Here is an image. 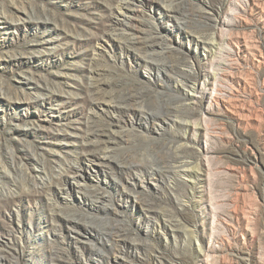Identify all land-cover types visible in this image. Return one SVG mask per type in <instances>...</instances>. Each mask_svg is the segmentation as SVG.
I'll list each match as a JSON object with an SVG mask.
<instances>
[{"label":"rangeland","instance_id":"rangeland-1","mask_svg":"<svg viewBox=\"0 0 264 264\" xmlns=\"http://www.w3.org/2000/svg\"><path fill=\"white\" fill-rule=\"evenodd\" d=\"M116 1L0 0V264H264V0H131L152 57Z\"/></svg>","mask_w":264,"mask_h":264},{"label":"bare ground","instance_id":"bare-ground-1","mask_svg":"<svg viewBox=\"0 0 264 264\" xmlns=\"http://www.w3.org/2000/svg\"><path fill=\"white\" fill-rule=\"evenodd\" d=\"M140 5L135 4V2H132L131 0H117L115 4L112 5V12L115 14L116 17V21L119 23L120 27L123 30V33L126 35V37H128V39L130 41H132L133 43H135L140 49L141 51H143L147 56L152 57V54H164V52L167 50L168 48L171 49L170 45L166 46L165 49L163 48H158V46H156V44L159 42L158 40L155 38V35H150L151 31L149 32L150 34L147 33V29L144 28V26L142 24H136L134 22L135 16H137L136 14L139 11V7ZM167 9L171 12H174V8L167 6ZM112 13V14H113ZM116 23V22H115ZM117 25V24H116ZM114 28V27H113ZM118 30L120 28L116 27ZM116 30V29H115ZM121 30V31H122ZM117 31V30H116ZM120 31V30H119ZM201 34V33H200ZM201 37V36H200ZM204 38V37H202ZM200 38V39H202ZM203 41L205 39H202ZM207 41V40H206ZM129 45V44H128ZM134 45V44H133ZM162 47V46H161ZM137 48V47H136ZM138 49V48H137ZM168 53V52H167ZM159 56V55H158ZM167 57V56H166ZM148 58V57H145ZM169 58V57H168ZM165 59V58H164ZM162 65V63H161ZM165 66V65H164ZM163 66V67H164ZM177 66V64L175 63L174 65H171V67H175ZM181 74L183 76L186 77L184 85H187L188 79L191 80V78H193L194 74L188 71H182ZM91 77V76H90ZM183 81V80H182ZM187 81V82H186ZM92 84V83H91ZM98 86V85H97ZM101 86V85H100ZM116 87V85H115ZM100 88V87H99ZM121 88V87H120ZM115 90V89H114ZM130 90V89H128ZM126 93H123L122 95L125 96V102L121 103V104H114L112 105L113 110H119V109H127L128 112H134V111H140V107L139 105L137 106L136 102H137V96L133 92L128 91ZM123 91V90H122ZM100 92V91H99ZM115 92V91H114ZM95 93V92H94ZM121 94V93H120ZM177 94V93H176ZM181 93H178V95H175V103L172 105H168L166 107V114H173L175 113V115L180 111V107L182 106V99H180V96H184V95H188L187 93H182L183 95H180ZM107 95V94H106ZM113 95V94H112ZM174 96V95H173ZM111 97V96H110ZM123 97V96H121ZM139 97V96H138ZM108 98V97H107ZM113 98V97H112ZM124 98V97H123ZM99 99V98H98ZM141 99V98H140ZM139 99V100H140ZM124 100V99H123ZM97 101V100H96ZM105 101V100H103ZM115 101V100H114ZM106 102V101H105ZM181 102V103H180ZM111 105V104H110ZM143 105V104H142ZM146 106V105H145ZM110 107V106H109ZM143 107V106H142ZM145 108V107H144ZM143 108V109H144ZM112 110V109H111ZM150 110V109H149ZM149 112V111H148ZM152 114H156L155 112H150ZM147 115V114H146ZM159 116V115H158ZM168 116V115H167ZM163 117V116H162ZM166 117V116H164ZM160 118V117H159ZM117 121V119H116ZM115 122V121H114ZM112 123V122H111ZM186 123V121H185ZM112 128V127H111ZM127 128V127H126ZM130 128V127H129ZM91 131V130H90ZM103 131V130H102ZM89 132V130H88ZM126 133V129L124 126H119L117 128L112 129V131H110L109 133H106L107 136L106 138H99L94 136V139H91L90 143L93 145L95 150H100V154H99V158L98 160L100 162H108L111 158L110 155V150L111 148V144L116 141L117 139L119 140H123L121 135H129V134H125ZM98 133V132H97ZM93 134V133H92ZM87 135V134H86ZM124 138V137H123ZM126 138V137H125ZM87 139V138H86ZM127 139V138H126ZM127 141V140H126ZM85 143V141H84ZM89 143V142H88ZM125 143V142H124ZM87 144V143H86ZM88 145V144H87ZM91 145V146H92ZM176 151V150H175ZM174 153H172V156L169 159H164L161 161L162 164H164L166 166V168H168V172H171L172 174L178 175V176H191V173L194 172V165L191 166L190 161H188L187 159H184L188 153V150L186 148L176 151ZM169 152V151H168ZM159 152H157L156 154H158ZM162 154V153H161ZM166 154V153H164ZM168 154V153H167ZM171 154V153H170ZM136 156V155H135ZM161 157V156H160ZM97 158V157H96ZM168 158V157H167ZM139 159V158H138ZM134 160L133 162V166L135 167L134 169H138L139 171L142 170L143 167L146 166L145 163H147L146 160ZM131 160V159H130ZM151 161V160H150ZM109 163V162H108ZM151 164V163H150ZM155 167V166H154ZM165 168V169H166ZM156 171L158 170H152V173H150V170H145V174L149 173L151 174H155ZM73 174V173H72ZM75 176V175H73ZM76 181H79L78 179H76ZM125 186V185H124ZM127 187V186H126ZM128 188V187H127ZM9 193V192H8ZM116 211V210H115ZM87 214V213H86ZM67 220H69L72 223L78 224L80 223L79 219H77L74 215L72 214H67ZM122 233V232H121ZM111 236H120V234H118V230L114 232L113 231H109V233Z\"/></svg>","mask_w":264,"mask_h":264}]
</instances>
